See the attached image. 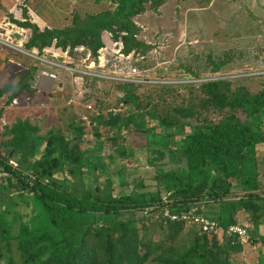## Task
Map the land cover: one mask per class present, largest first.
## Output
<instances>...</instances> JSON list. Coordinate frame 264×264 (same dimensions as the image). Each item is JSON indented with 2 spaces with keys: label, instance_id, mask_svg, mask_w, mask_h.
<instances>
[{
  "label": "trees",
  "instance_id": "1",
  "mask_svg": "<svg viewBox=\"0 0 264 264\" xmlns=\"http://www.w3.org/2000/svg\"><path fill=\"white\" fill-rule=\"evenodd\" d=\"M163 1L108 0L111 8L81 19L74 15L71 25L62 27L9 16L16 29H27L20 46L32 63L14 83L0 86V95L8 91L4 102L21 90L32 91L31 73L40 63L28 53L45 55L43 47L50 44L61 49L82 44L94 57L102 30H109L120 37L123 52L144 55L148 44L134 36L138 25L132 16L146 2L155 7ZM215 30L211 37L221 40L220 47L166 70L156 67L154 77L145 75L149 65L141 60L135 64L143 81L98 77L106 86L88 93L90 109L83 103L92 132L85 130L82 113L66 123L65 132L51 128L34 136L36 126L27 120L10 125L7 144L17 166L0 153V166L8 171L0 177V264H241L235 256L242 241L225 232L229 223H239L241 212L246 240L264 241V81L250 90L240 80L254 76L233 66L251 57L248 38L264 33L255 27L247 34L246 28L224 39L222 29ZM106 64L127 68L111 57ZM110 89L123 112L103 103ZM100 125L112 133L103 134ZM136 151L143 152L144 172L119 180L111 162L117 155L137 156ZM164 203L173 211L193 209L215 219L218 231L197 234L177 220L163 222L158 208ZM148 206L151 212L144 213ZM13 216L19 217L15 233ZM256 264H264L263 253Z\"/></svg>",
  "mask_w": 264,
  "mask_h": 264
},
{
  "label": "rangeland",
  "instance_id": "2",
  "mask_svg": "<svg viewBox=\"0 0 264 264\" xmlns=\"http://www.w3.org/2000/svg\"><path fill=\"white\" fill-rule=\"evenodd\" d=\"M111 6L108 0H0V86L6 82L14 83L18 75L32 63L20 46L27 29L26 27L16 29L9 16L16 19H23L25 16L39 27L44 25L62 27L71 25L74 15L81 19L86 14L111 8ZM252 17L255 18L252 19ZM132 20L138 25V30L135 32L138 38L142 41L149 40V42L143 41L148 44V47L141 61L149 65L144 68L145 75L154 77L158 75L155 73L156 67H163L166 70L168 67H174L178 61L195 60L193 55H200L209 48L220 47L221 40H214L211 37L217 28L220 31L222 29L224 39L227 35H240L246 28L247 31L249 30L247 34H254L252 32L255 27L263 30L262 33H264V0H208L207 2L203 0H164L155 7H151L146 2L144 9L132 16ZM234 22H237L239 27L235 28ZM106 34L102 30L101 38L107 41ZM252 37L248 38L251 44L246 47L252 58L249 57L233 66L246 69L247 72L242 73L243 75L254 76L240 80L254 91L264 81L261 75V77L258 76L264 74V34ZM240 38H237L238 45L243 42ZM255 40H258L257 44L253 43ZM255 45L258 46V50H254ZM256 52L258 56L253 58L252 54ZM43 68L44 66L40 64L32 71L33 75L30 78L33 89L31 92L21 90L10 102H4L8 91L0 95V153L5 158H12L16 163L15 156L12 155L14 150L7 144L11 135L9 127L12 123L16 120H27L29 124L36 126V130L32 131L34 136L46 134L51 128H59L60 131L65 132L68 121L85 113L83 103L92 104V100L86 99L88 93L91 91V93H96L97 88L106 86L99 84V78L92 81L91 77H84L80 84L79 79L73 80L68 70L61 69H55L56 78L50 80L42 76ZM146 88L139 87L137 91L141 89L143 91ZM115 93L116 91L110 89L103 103L112 105L111 110L113 111L123 112L124 106L114 105ZM209 115L215 117L214 113ZM152 122L148 121L151 129L153 128ZM90 124V122H83L85 130L92 132ZM98 129L108 136L113 131L111 127L103 125L98 126ZM82 144L86 148L90 145L86 142ZM133 145L137 146V143L133 142ZM99 152L104 153L103 150ZM135 154L137 156L127 159H122L117 155L114 158L115 161L111 162L113 168L119 169L116 176L119 180L129 179L131 176L144 172L143 152L136 151ZM129 187L130 185L127 188ZM242 216V212L236 216L239 223H247L241 218ZM18 219V216H13L11 219L12 233L16 232ZM11 243L13 249V240ZM13 251L12 255L16 258L15 250ZM259 253L264 254V241H257L252 245L247 240H243L242 249L235 258L241 264H256Z\"/></svg>",
  "mask_w": 264,
  "mask_h": 264
},
{
  "label": "built area",
  "instance_id": "3",
  "mask_svg": "<svg viewBox=\"0 0 264 264\" xmlns=\"http://www.w3.org/2000/svg\"><path fill=\"white\" fill-rule=\"evenodd\" d=\"M103 32H105V34L107 33V41L102 39V43L97 47L94 57H91L90 49L82 44L74 45L71 49L69 46L61 49L50 44L43 47L45 55H37L31 52L28 54L39 60V63L44 66L41 70L42 76L44 75L50 80L56 78L55 69L68 70L72 74L73 80L76 81L79 79L80 84L84 77H102L128 81L145 80L144 73L135 64V61L141 60L144 55L134 49L123 52L120 37L117 36L114 38L113 33L109 30H103ZM120 33H124V31ZM134 36L139 39L136 33ZM143 41L149 42V40L146 39ZM58 57L59 59H57ZM109 57L124 61L127 68L122 71L108 68L106 62ZM84 105L86 108H91L88 102H85ZM81 118L85 119L87 122V116L85 114H81ZM7 163L12 167L17 166V163L12 158H7ZM6 174H8V171L0 166V177ZM166 194L167 192L162 195L163 202L166 201ZM142 211L144 213H150L151 207H145ZM158 212L163 222H166V220H177L181 222L184 227L192 226L197 234L202 232L216 233L218 231L215 219L207 217L193 209L173 211L164 203L158 208ZM225 232L236 234L241 241L246 240L247 237L244 223H229L225 228Z\"/></svg>",
  "mask_w": 264,
  "mask_h": 264
},
{
  "label": "crops",
  "instance_id": "4",
  "mask_svg": "<svg viewBox=\"0 0 264 264\" xmlns=\"http://www.w3.org/2000/svg\"><path fill=\"white\" fill-rule=\"evenodd\" d=\"M253 245V244H252Z\"/></svg>",
  "mask_w": 264,
  "mask_h": 264
}]
</instances>
